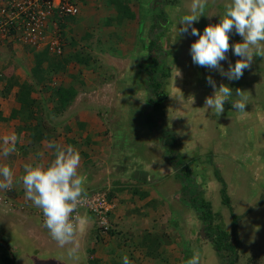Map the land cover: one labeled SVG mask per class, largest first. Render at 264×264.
Wrapping results in <instances>:
<instances>
[{
    "label": "rangeland",
    "instance_id": "rangeland-1",
    "mask_svg": "<svg viewBox=\"0 0 264 264\" xmlns=\"http://www.w3.org/2000/svg\"><path fill=\"white\" fill-rule=\"evenodd\" d=\"M212 2L214 0H170V11L165 10L168 25H164L163 30L155 34L159 44L151 50L148 47V29L156 12L155 3L144 14V26L137 27L136 36L126 41V46H119L125 48L119 49L120 52H114L112 48L107 51V46H111L103 43L104 40L99 38L101 34L94 33V29L89 26H80L78 31L74 30L73 21L69 30L64 32L72 47L68 45L69 52L63 56L75 53L80 33L78 51L85 61L78 64L71 56L72 60L66 64V71L45 75L43 84L36 83L35 76L32 75L33 55L26 54L29 47L13 41H0V106L10 109L9 113L19 106L15 100L17 86H13L8 94H1L9 77L19 83L27 81L34 87L31 96L38 101V105H33L36 120H32V123L39 119L52 137L50 141L43 140L46 142L43 145L40 142L38 147H33L34 150L28 153L27 158L37 162L47 156L42 155L45 145L46 148L56 150L58 142L61 143L60 147H64L63 143L68 144L67 134L74 135L79 147L83 146L90 151L94 148V152H83V156L96 157L97 165L101 168L99 175L104 181H99L94 186L76 188L71 196L102 191L110 196L115 209V198L118 197L109 188L111 182L119 184L114 187L119 192L132 188L131 184L142 187L144 191L141 193L147 192L145 200H135L136 211L140 208L142 210V206L147 203L143 206L147 208V214L140 215L135 211L143 219L142 226L137 225L135 228L140 232H127V236H123L118 243L121 246L125 242V246H132L130 249L134 251L136 246L144 248L140 246L141 238L150 234L160 237L161 246L158 248L159 256L155 258L146 254L145 248L139 250V257L130 250L120 253L118 258L127 254L133 264H228V255H219L213 242L205 234L200 235L203 226L198 219V212L183 199L181 182L165 162V150L156 130L143 120L144 112L150 108L146 85L148 72L142 70L139 63L151 55L158 58L159 64L154 67V74L162 81L161 89L166 94L161 100V122L173 130L196 190L210 203L213 231L229 233L230 244L234 245L238 241L235 248L237 256L233 264H264V170L253 172L257 168L253 166L254 156L248 150L251 146L246 140L249 139L245 138L247 135L254 136L256 130L264 135V90L253 91L247 89L250 86H246L253 81L264 83V79H261L264 78V58L258 59L264 50L257 51L256 58L247 59L249 69L253 66L252 62L257 60L254 63L255 70L260 74H254L253 71L241 74V118L232 115L229 119L228 113L221 107L222 91L216 90V86L217 82L224 85L229 83L227 75H223V78L221 73L226 72L231 78L235 76L229 73V66L234 62L229 61L226 53L218 59L215 52H212L213 57L206 52V48L214 50L210 43L212 36L207 33L210 30L207 22L210 15L208 4ZM189 7L198 9L202 16L197 20L191 18L190 22H186L183 17L174 24V15L178 11L188 14ZM236 24H241V21ZM138 28L142 30V37L138 34ZM52 61L50 63L49 60V66ZM42 67L47 69L48 65ZM211 68L214 74L209 71ZM243 69L247 71L241 65V72ZM70 85L77 90L75 98L63 113L55 114L52 111L53 101L49 98L53 89ZM11 103H16V108ZM2 113L3 110L0 109V116ZM10 125L14 132H9L6 138L0 139V144L6 145L10 152L8 160L16 157L10 147L16 149L24 139L23 130L20 129L22 122L9 119L5 123V130ZM11 135L14 138H10ZM3 146H0L1 150L4 149ZM55 156L57 154L51 155L49 160L58 164ZM214 168L225 183L229 206L222 201V184L217 180ZM22 174L27 176L28 172ZM108 177L114 180L111 181ZM24 179L28 180L30 177ZM11 190L15 191V188L12 187ZM21 205L22 208L28 207ZM28 210L36 215L32 207H28ZM232 214L237 215L234 227ZM90 219L93 221L92 217ZM1 235L0 237L4 236ZM214 238L216 240L217 236ZM3 240L5 241L4 238ZM9 242L10 239H7L5 244L13 245ZM33 250L31 247L24 252L31 254ZM55 250L57 255L68 252L67 248L55 247ZM41 253L44 256L48 250L42 249ZM58 259L62 260L61 257ZM55 263L63 264V261ZM116 263L121 264L119 261Z\"/></svg>",
    "mask_w": 264,
    "mask_h": 264
},
{
    "label": "crops",
    "instance_id": "crops-1",
    "mask_svg": "<svg viewBox=\"0 0 264 264\" xmlns=\"http://www.w3.org/2000/svg\"><path fill=\"white\" fill-rule=\"evenodd\" d=\"M78 3L80 7L79 14L75 17H63L59 22L63 39V55L69 52L67 50L70 46V39L64 36V32L69 30L73 21L75 23V26H73L74 30L77 29L78 31L80 26L86 25L93 28L94 33L99 32L101 34L99 38L104 40L103 43H108L111 46H107V51H110L111 48L114 52H120L119 49H125L119 48V46L121 44L126 46V41L128 42L132 37L136 36L137 27L140 25L144 26L146 22L144 21V14L148 10L150 11V5H152L153 0H78ZM123 5H127L135 17L132 19L123 18L119 21L117 19V11ZM208 5L210 15L207 17V22L212 31L209 30L210 33L209 31L207 33L212 36L210 43H212L214 50L211 51V49L206 48V52H209L212 57V52H215L218 59L221 58L223 53H226L229 61L234 62L229 66V73L235 76L231 78L226 72L221 73L222 76L227 75L229 83L224 85L222 82H217L216 90L222 91L221 107L223 111L228 113L229 119L232 115L241 118V74L244 73L246 75V73H250L249 71L255 72L254 74H260L255 70L254 63L257 60L252 62L253 66L249 69L247 66L250 64L247 63V59L256 58L258 56L257 51L264 50V0H214ZM165 10L169 12L170 7L168 5L165 6ZM190 15H193V17ZM201 16L202 14L198 9L189 7L188 14L178 11L174 15V24L178 23L183 17L186 22H190L191 18L197 20ZM80 19H83V21ZM239 20L241 24H236ZM165 25H168V22ZM95 26L98 28H95ZM139 28L138 34L142 37V30ZM80 39L81 34L79 33L78 42L76 43L77 49L75 48L74 52L78 51ZM119 39L122 41L119 42ZM221 43H224V45ZM260 58H264V53L258 56V59ZM241 65L247 71L243 69L241 72ZM209 71L214 74L212 68ZM261 79L264 78L262 77ZM263 84L253 81L248 82L246 86H250L247 89L261 92L262 89L264 90ZM255 99L257 100V98ZM252 101L254 100L252 99ZM16 105V103H11L14 108H16ZM0 109L3 110V117L10 115V109L8 110L4 106H0ZM5 123L6 121H0V139L6 138L7 133L14 132L10 129L11 125L8 130H5ZM69 126L71 127L72 125L69 124ZM23 133L25 134L24 130L22 132L24 139L19 142L18 147L16 149L10 147L11 150L13 149L12 153L16 154L15 158L11 157L8 160L7 155L10 152L7 150L6 145L4 147L0 144V146L4 147V149H0V234L4 235H1L0 240L3 238L5 241L10 239L9 243H13L10 246L5 244V247L11 253L12 262L10 264H56L55 262L61 261H63V264H117L116 262L118 261L121 264H133L127 254L118 258L120 253H126L128 252L127 250L132 251L130 249L132 246H125V242H122L120 246L118 242L127 232L136 234L137 229L135 230V228L137 225L142 226L143 219L135 213V208H137L135 200H145L141 193L144 191L142 187L139 188V185H136V190L126 188V190L119 192L118 189H115L119 185L118 183L114 185L112 182H108L110 183L109 188L111 187L115 191L118 198H115L117 199L116 208L110 214L111 230L107 232L98 231L88 214L84 212L80 214L76 226L68 233L46 231L40 226L36 215L32 214L28 207L34 209L36 206L45 203H61L74 194L73 190L94 186V184L96 185V183L104 181V179L99 175L101 168L97 165L96 157L89 156L87 158L83 156V152L91 154V152H94V148L90 151L83 146L79 147V143H76V141L70 146L63 143L64 147H60L61 145L59 144L61 143L58 142V147L56 150L54 149L55 152L49 147L46 148L45 145L43 154H41L47 156L37 162L31 161V159L27 158V155L34 148L30 145L28 137L25 138L26 134L24 135ZM78 134H81V132H78ZM12 137L11 135L10 138ZM67 138L75 140L74 135L70 136L67 134ZM245 138L249 139V141L246 140L251 146L248 150L254 156L253 166L257 168L256 171L253 169V172L264 170V135L259 134V131L256 130L254 136L247 135ZM44 143L46 142L42 140L41 144L43 145ZM35 154H37L36 151ZM53 154H57L55 159L57 162L59 161L58 164L54 160V162L49 160V157L51 158ZM31 170L36 176L33 177ZM21 171H27V176L30 179L25 180L24 178L27 176H23ZM37 171H39L38 174ZM110 180L114 179L110 178ZM131 185L132 187L135 186ZM12 187L15 188V191L11 190ZM39 188L44 198L42 201L37 200ZM3 201L12 203V205L6 208ZM21 204H25L28 207L22 208L23 205ZM143 206L142 210L140 208L136 211L137 214H147V208ZM135 217L140 218L135 219ZM15 228H17V231ZM31 247L34 249L33 253L26 254L24 252L25 249ZM55 247L59 249L67 248L68 252L57 255V250L54 251ZM136 247L132 252L139 257L141 256L139 250H144V248ZM2 248L0 245V264H4L2 259L4 248L3 250ZM42 249L48 250V253L44 256H41ZM59 257L62 260H59ZM123 258L125 260L122 261ZM145 259H147L146 256ZM134 264L138 263L135 262Z\"/></svg>",
    "mask_w": 264,
    "mask_h": 264
},
{
    "label": "trees",
    "instance_id": "trees-1",
    "mask_svg": "<svg viewBox=\"0 0 264 264\" xmlns=\"http://www.w3.org/2000/svg\"><path fill=\"white\" fill-rule=\"evenodd\" d=\"M170 0H154L153 4L155 5L154 11H156L152 16V23L148 29L149 38V49L152 47L158 46L159 42L155 38V34L161 32L163 30V26L167 22V14L165 13V6L168 5ZM157 3V4H156ZM135 17L134 14L130 11L127 5H123L118 8L117 11V19L121 21L123 18L132 19ZM30 49L26 52L27 55H33L34 65L31 69L32 75L35 76L36 83H42L45 75H50L53 73L65 72L66 64L72 60V57L78 64H83L85 61L81 56V53L75 52L72 55L63 56L62 52L57 55H51L50 52L46 49L35 50L31 46ZM72 56V57H71ZM53 57V58H52ZM61 57V58H58ZM49 60L52 64L49 66ZM48 65L47 69L45 66ZM158 58L154 55H151L149 58L141 61L139 63V67L148 72L146 77V85L149 91L148 103L150 104L149 110H146L143 114V120L146 124H150L156 130L157 137L160 141L161 146L164 148L165 152V162L170 166V168L174 171L175 176L180 180L182 185V195L185 202L188 203L193 209H196L198 212V219L202 223L203 232L206 238H209L215 247V250L222 257H226L228 255L226 262L228 264H233L236 260V244L238 241L236 240L235 244H230L229 241V233L224 231H218L215 233L212 229V220L213 214L211 212L210 203L206 201L203 197L199 195L198 190H196V186L193 183V177L190 175L188 171V164L186 163L183 155L179 151V144L175 139L174 132L171 128L165 127V125L161 122V109L162 103L161 100L165 97V92L162 91V81L156 76L155 68L158 66ZM43 74V75H42ZM162 75L165 73L162 71ZM13 86H17V90L15 92V100L19 103V108L11 111L8 117L0 116V120L7 121L9 119H18L22 122L23 125H20V129L26 132L25 138L28 137L30 145L32 147H38L39 143L42 140H52L51 134L47 132L42 122L39 119L33 124L32 120H36L33 111V105L37 104V99H34L31 96L32 91H34V87L30 85L27 81L18 82L14 78L9 77L3 87V91L1 94H8ZM48 88V87H47ZM77 94V90L74 86L70 85L68 87L59 86L56 89H53V92L50 95L51 101H53L52 111L55 114H61L64 112L65 108L72 102ZM1 115V114H0ZM159 121L161 123H159ZM69 145L75 143V140L66 139ZM214 174L217 177V180L222 184L221 187V195L222 201L224 204L229 206V197L225 192V183L219 174L218 170L214 168ZM135 185V184H133ZM137 185V184H136ZM136 185L132 187L131 190H136ZM132 186V185H131ZM194 189V191H192ZM146 192L142 193L144 196ZM110 200V196H107ZM44 198L42 196V191L39 188V196L38 201H42ZM237 220V215L232 214V227H234V223ZM108 230H111L108 229ZM234 235V230H233ZM215 236H217L215 240ZM141 245L146 249V254L152 257H158V248L161 246V240L158 235H150L146 234L141 238ZM2 243L0 245L4 248V255L2 257L4 264H10L11 262V253L8 251L7 247H5V241L1 239ZM4 242V243H3ZM228 251V253H227ZM235 252V253H234Z\"/></svg>",
    "mask_w": 264,
    "mask_h": 264
},
{
    "label": "built area",
    "instance_id": "built-area-1",
    "mask_svg": "<svg viewBox=\"0 0 264 264\" xmlns=\"http://www.w3.org/2000/svg\"><path fill=\"white\" fill-rule=\"evenodd\" d=\"M79 11L78 0H0V41L60 54L63 39L59 22L63 17H75ZM3 204L6 208L12 205L6 201ZM114 206L105 192L95 191L36 206L34 212L40 226L49 232L71 231L82 212L92 217L98 231L107 232Z\"/></svg>",
    "mask_w": 264,
    "mask_h": 264
},
{
    "label": "water",
    "instance_id": "water-1",
    "mask_svg": "<svg viewBox=\"0 0 264 264\" xmlns=\"http://www.w3.org/2000/svg\"><path fill=\"white\" fill-rule=\"evenodd\" d=\"M200 235L203 236L204 235V232L202 229H200ZM0 243H2V241L0 240Z\"/></svg>",
    "mask_w": 264,
    "mask_h": 264
}]
</instances>
